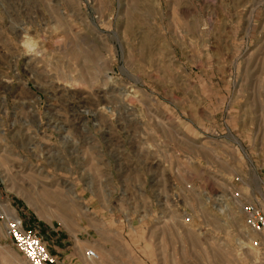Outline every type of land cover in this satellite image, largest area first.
Returning a JSON list of instances; mask_svg holds the SVG:
<instances>
[{"label":"rangeland","instance_id":"1","mask_svg":"<svg viewBox=\"0 0 264 264\" xmlns=\"http://www.w3.org/2000/svg\"><path fill=\"white\" fill-rule=\"evenodd\" d=\"M262 197L264 0H0V264L4 214L53 264H264Z\"/></svg>","mask_w":264,"mask_h":264},{"label":"built area","instance_id":"2","mask_svg":"<svg viewBox=\"0 0 264 264\" xmlns=\"http://www.w3.org/2000/svg\"><path fill=\"white\" fill-rule=\"evenodd\" d=\"M247 222L255 232L262 233L263 238L256 240V245L264 244V197L256 199L245 205ZM6 223L9 237L16 247L26 257L30 264H53L54 258L43 244L40 236L32 229L25 226L24 220L18 215H2ZM89 258L97 259L98 253L95 249L87 251Z\"/></svg>","mask_w":264,"mask_h":264},{"label":"bare ground","instance_id":"3","mask_svg":"<svg viewBox=\"0 0 264 264\" xmlns=\"http://www.w3.org/2000/svg\"><path fill=\"white\" fill-rule=\"evenodd\" d=\"M92 259V258H91ZM99 259V258H98Z\"/></svg>","mask_w":264,"mask_h":264}]
</instances>
